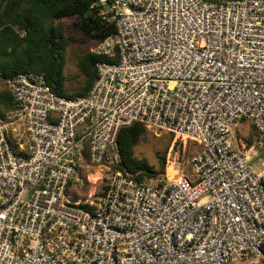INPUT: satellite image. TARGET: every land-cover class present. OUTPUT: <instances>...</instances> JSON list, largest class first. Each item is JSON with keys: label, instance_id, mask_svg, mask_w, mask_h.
<instances>
[{"label": "built area", "instance_id": "obj_1", "mask_svg": "<svg viewBox=\"0 0 264 264\" xmlns=\"http://www.w3.org/2000/svg\"><path fill=\"white\" fill-rule=\"evenodd\" d=\"M95 4L115 32L86 95L0 73V264H264V162L233 133L264 138V0ZM133 123L197 144L191 176L118 170Z\"/></svg>", "mask_w": 264, "mask_h": 264}, {"label": "trees", "instance_id": "obj_2", "mask_svg": "<svg viewBox=\"0 0 264 264\" xmlns=\"http://www.w3.org/2000/svg\"><path fill=\"white\" fill-rule=\"evenodd\" d=\"M96 2L97 0H0L1 78H11L20 72H44L51 88L58 95H86L97 77L95 63L105 59V56L86 52L78 57L77 67L84 82L75 92H67L62 57L68 37L56 22L76 18L75 25L83 38L98 43L115 32V24L101 18ZM0 96L6 99L4 110L10 109V92H2ZM147 132L141 123H133L121 128L117 138L121 157L117 169L139 180L154 178L158 174L147 161L134 154L136 145ZM174 136L185 144L189 141L184 137ZM171 172L176 176L180 175L174 167L169 166L168 174ZM190 176L191 169L188 177Z\"/></svg>", "mask_w": 264, "mask_h": 264}, {"label": "rangeland", "instance_id": "obj_3", "mask_svg": "<svg viewBox=\"0 0 264 264\" xmlns=\"http://www.w3.org/2000/svg\"><path fill=\"white\" fill-rule=\"evenodd\" d=\"M76 18H65L57 21L56 25L63 28L64 34L68 37L66 48L63 53V72L65 75V90L73 93L80 89L84 82V77L80 74L77 67L78 57L86 52H95L97 43L83 38L76 27ZM9 91L8 85L0 80V94ZM5 97L0 96V112H4ZM147 129V128H146ZM147 135L136 145L134 154L137 158L147 161L152 168L158 172L154 178L148 180L162 181L166 178H178L180 176L190 175L191 156L199 150V146L192 141L185 144L169 132L147 129ZM235 143L243 151L248 152L249 162L254 168L259 169L261 162H264V138H259L254 126L245 119L236 121L233 126ZM254 145V146H253ZM169 166L180 175L174 173L168 174ZM97 171H92L90 181L86 190H93L99 187L97 181ZM96 178V179H95ZM237 264V263H231Z\"/></svg>", "mask_w": 264, "mask_h": 264}, {"label": "bare ground", "instance_id": "obj_4", "mask_svg": "<svg viewBox=\"0 0 264 264\" xmlns=\"http://www.w3.org/2000/svg\"><path fill=\"white\" fill-rule=\"evenodd\" d=\"M96 179V178H95Z\"/></svg>", "mask_w": 264, "mask_h": 264}]
</instances>
